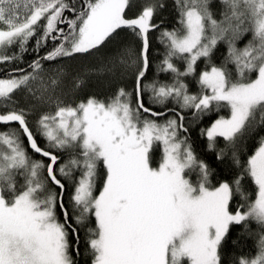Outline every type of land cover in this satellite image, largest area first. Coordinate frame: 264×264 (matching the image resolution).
I'll return each mask as SVG.
<instances>
[{"label":"snow or ice","instance_id":"1","mask_svg":"<svg viewBox=\"0 0 264 264\" xmlns=\"http://www.w3.org/2000/svg\"><path fill=\"white\" fill-rule=\"evenodd\" d=\"M0 71V264H264V0H0Z\"/></svg>","mask_w":264,"mask_h":264},{"label":"trees","instance_id":"2","mask_svg":"<svg viewBox=\"0 0 264 264\" xmlns=\"http://www.w3.org/2000/svg\"><path fill=\"white\" fill-rule=\"evenodd\" d=\"M214 2H215V0H214ZM164 20H165V23L162 25V27L173 28V27L177 26L174 12L165 13ZM158 35H159V32L152 34V52H151V55H152L153 67L148 74L149 79H152L154 77L155 71H156L155 65H156V63H158V61L160 59L159 53H162L164 50L163 46L156 39V37ZM240 46H243V45L241 44ZM30 59H31L30 56L26 57V60H30ZM216 62L219 63V60H217ZM80 63H83V62H80ZM177 63L179 64L180 62H177ZM200 68L203 69L202 63L200 64ZM4 76H5V73L3 71H0V78H2ZM160 79L161 80H167V79H169V77L161 74ZM190 90H192V91L197 90L196 85L194 83L190 84ZM95 91H97V89L93 86H90L84 94L87 95V94L95 92ZM218 115H227V109H221V111L219 113H213L210 116L205 117L204 120L200 123V125H198L197 129H195L192 132V136H193V139L195 141V147H196L198 155L202 159L206 160L216 170V172H217L216 179L217 180H224V179L231 180L232 173L228 170V168L226 167L225 164H222L219 161H217L214 153L207 151L206 139L199 137V127H204V126L210 125V122L212 120H214L215 118H217ZM41 143L43 144V141H41ZM248 143L251 145L252 141L249 140ZM222 144H223V142L221 141V146H222ZM156 158L157 159L159 158L158 152L156 154ZM192 178L195 179V176H193ZM236 236H237V233H233V238H235ZM83 240H84V233L81 232V241H82L81 251L82 252H83ZM252 248H253V241L251 239L245 237V243L243 244L244 252H248L249 249H252ZM226 251H228L229 254H232L233 252L238 253L240 250L233 248V246L229 243L226 246ZM80 259H81V264H83V260H84L83 255L81 256Z\"/></svg>","mask_w":264,"mask_h":264}]
</instances>
